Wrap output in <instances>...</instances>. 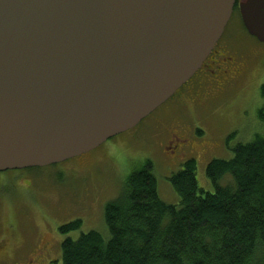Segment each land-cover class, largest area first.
Returning a JSON list of instances; mask_svg holds the SVG:
<instances>
[{"label":"water","instance_id":"obj_1","mask_svg":"<svg viewBox=\"0 0 264 264\" xmlns=\"http://www.w3.org/2000/svg\"><path fill=\"white\" fill-rule=\"evenodd\" d=\"M237 0H0V172L87 154L203 66ZM264 43V0H242Z\"/></svg>","mask_w":264,"mask_h":264},{"label":"rangeland","instance_id":"obj_2","mask_svg":"<svg viewBox=\"0 0 264 264\" xmlns=\"http://www.w3.org/2000/svg\"><path fill=\"white\" fill-rule=\"evenodd\" d=\"M223 38L239 52L242 74L210 95L191 97L179 115L174 116L176 107L170 106L168 118L155 124L156 115L171 103L166 102L135 128L80 157L58 166L0 173V239L10 243L12 252L49 241L50 260L63 264L66 238L97 231L109 241L106 206L121 195L127 177L146 160L154 164L159 195L167 204L180 203L170 179L191 159L197 162L200 186L215 191L207 175L209 163L233 158L239 144L252 141L255 133L264 135V44L247 32L239 13ZM178 121L188 122L191 129L183 130L185 141L168 151L167 131ZM226 179L221 183L228 184ZM76 220L83 222L78 231L60 233L61 226Z\"/></svg>","mask_w":264,"mask_h":264},{"label":"trees","instance_id":"obj_3","mask_svg":"<svg viewBox=\"0 0 264 264\" xmlns=\"http://www.w3.org/2000/svg\"><path fill=\"white\" fill-rule=\"evenodd\" d=\"M234 152L209 163L214 192L200 186L196 160L185 162L170 179L177 205L161 199L154 164L146 160L106 206L110 240L97 231L66 238L63 264H264V135L255 133ZM82 223L63 225L60 233Z\"/></svg>","mask_w":264,"mask_h":264},{"label":"flooded vegetation","instance_id":"obj_4","mask_svg":"<svg viewBox=\"0 0 264 264\" xmlns=\"http://www.w3.org/2000/svg\"><path fill=\"white\" fill-rule=\"evenodd\" d=\"M241 1L242 0H237L232 19L237 13L240 15L239 4ZM223 36L217 43L213 52L204 62L202 68L168 101L171 103L165 107V111L156 115L155 124H159L160 120L168 118L169 111L167 109L170 106L176 107L174 116L179 115L191 97L198 96V94L203 96H206L205 94L210 95L215 91L220 90L228 80H232L234 77L242 74L243 65L239 63L241 61L239 52L234 53L231 48L233 44L230 40H224ZM165 104L162 105V107L165 106ZM156 113L157 110L154 112V115ZM189 129H191V126L188 122L178 121L173 123L167 131L169 136L166 140V149L168 151L171 149L170 151H172L173 147L177 146L180 141H185L181 138V133L183 130L187 131ZM202 135L203 134H200V136ZM171 144L173 145L171 146ZM191 145L193 147V144ZM41 239L40 242L42 241ZM50 250H52V245L49 241L48 243L44 241L40 244H33L29 250H21L19 248L16 252H12L10 243L1 238L0 264H53L54 260H50Z\"/></svg>","mask_w":264,"mask_h":264}]
</instances>
